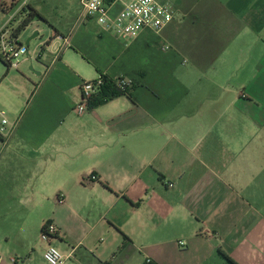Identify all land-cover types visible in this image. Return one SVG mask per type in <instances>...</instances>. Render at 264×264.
I'll use <instances>...</instances> for the list:
<instances>
[{"label":"crops","instance_id":"crops-1","mask_svg":"<svg viewBox=\"0 0 264 264\" xmlns=\"http://www.w3.org/2000/svg\"><path fill=\"white\" fill-rule=\"evenodd\" d=\"M66 1L43 14V0H0V32L24 5L48 26L16 37L41 34L15 72L0 60V111L16 123L0 136V264H46L28 204L55 208L64 264H264V0H158L172 21L129 41ZM99 74L134 88L77 115Z\"/></svg>","mask_w":264,"mask_h":264},{"label":"built area","instance_id":"built-area-1","mask_svg":"<svg viewBox=\"0 0 264 264\" xmlns=\"http://www.w3.org/2000/svg\"><path fill=\"white\" fill-rule=\"evenodd\" d=\"M117 0H79L81 17L95 18L103 32L112 31L121 40L129 41L138 37L144 30L153 32L161 31L173 19L174 9L168 2L158 0H128L115 14L109 9ZM171 16V20H166ZM157 20L160 23H157ZM65 43V42H64ZM28 49L11 38L10 30L0 32V60L9 68H17L26 58ZM113 81L115 89L121 93L133 87V81L126 78H116ZM103 79L98 76L94 80L83 81L80 84V100L74 106L73 111L77 115L85 113L89 109V102L102 85ZM16 123H10L3 111H0V136L4 144L11 137ZM171 186V184H168ZM56 234V227L51 222H45L40 230L39 239L47 243L43 252V260L46 264H64L66 257L50 244L51 238ZM177 245L183 247L184 241H178ZM14 262L15 259L10 260ZM142 264H153L152 260L145 257Z\"/></svg>","mask_w":264,"mask_h":264},{"label":"rangeland","instance_id":"rangeland-1","mask_svg":"<svg viewBox=\"0 0 264 264\" xmlns=\"http://www.w3.org/2000/svg\"><path fill=\"white\" fill-rule=\"evenodd\" d=\"M43 1H44V4L41 5V8H40V9H42L41 11H42L43 14L44 13L47 14V13H50V12H54L56 14L57 11L61 7H62V9H64L63 7H64L65 3H67L66 0H43ZM68 2H69L68 6L66 5L67 8H69L71 10L76 8L80 12L81 9H80L79 4L77 5V3H76L75 6H73L72 0H68ZM77 2L79 3V1H77ZM25 4H26V2H25ZM26 8H27V5H24V9L20 10L19 12H23V14L26 15ZM55 14L51 15L52 17H54V19H55ZM34 22H35L37 27H39L42 31L45 32L42 35V38H44L45 35H46V32L48 30V26L42 21H36L35 20ZM40 36H41V34H40ZM35 41L36 40L31 41V43L29 45L30 49L32 48V44ZM9 71L15 72L14 68L10 69ZM173 77H176V76H173ZM86 81H88V80H86ZM54 210H55V208L53 206H51L50 204H45L41 208H37V206L33 207L32 204H28V205L25 206L24 212H25L26 218L29 221L28 222L29 223L28 226L30 227L28 234H29V238L32 241L35 242L36 239L39 238L41 227L43 226V224L45 223V221L47 220L49 215ZM100 237H103L102 241L95 238V240H94L95 244L99 245L101 243L105 244L107 242V238H105V236H100ZM42 242H44V241L40 240V242H38V244L36 245V248L39 251L43 250V248L45 247ZM117 256L118 257L111 264H142V263H140L141 256L137 252H135V253H127V252H123L122 253L121 252V254H119Z\"/></svg>","mask_w":264,"mask_h":264},{"label":"trees","instance_id":"trees-1","mask_svg":"<svg viewBox=\"0 0 264 264\" xmlns=\"http://www.w3.org/2000/svg\"><path fill=\"white\" fill-rule=\"evenodd\" d=\"M33 20H38L45 22L46 20L39 15L35 10L27 7L26 8V15L22 17L21 22L16 27V29L12 32L11 38L16 39V37L20 34L22 30ZM4 64V63H3ZM6 67H8L6 64H4ZM99 76L103 79L102 85L99 87L96 94L93 96L92 100L89 102V108L101 105L115 97L122 96L124 93H121L117 91L113 85V81L108 79L106 76L99 74ZM134 88V86L132 87ZM131 88V89H132ZM42 228V227H41ZM226 261L229 264H235L229 257L225 256Z\"/></svg>","mask_w":264,"mask_h":264},{"label":"water","instance_id":"water-1","mask_svg":"<svg viewBox=\"0 0 264 264\" xmlns=\"http://www.w3.org/2000/svg\"><path fill=\"white\" fill-rule=\"evenodd\" d=\"M37 38H40L38 29L35 30V31L31 34V36H29V37L24 41L23 46H24L25 48L28 49V48H29V45H30V42L33 41V40H36Z\"/></svg>","mask_w":264,"mask_h":264},{"label":"clouds","instance_id":"clouds-1","mask_svg":"<svg viewBox=\"0 0 264 264\" xmlns=\"http://www.w3.org/2000/svg\"><path fill=\"white\" fill-rule=\"evenodd\" d=\"M165 19H166V20H171V16H166ZM157 23H160V21L157 20Z\"/></svg>","mask_w":264,"mask_h":264}]
</instances>
